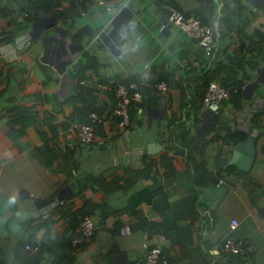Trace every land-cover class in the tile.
Wrapping results in <instances>:
<instances>
[{
    "label": "crops",
    "instance_id": "0c3cea01",
    "mask_svg": "<svg viewBox=\"0 0 264 264\" xmlns=\"http://www.w3.org/2000/svg\"><path fill=\"white\" fill-rule=\"evenodd\" d=\"M171 6L212 26L210 56ZM211 76L238 89L216 114ZM90 111L103 144L80 140ZM254 128L243 170L233 145ZM154 245L165 264H264V0H0V264H143Z\"/></svg>",
    "mask_w": 264,
    "mask_h": 264
},
{
    "label": "built area",
    "instance_id": "2783aa9c",
    "mask_svg": "<svg viewBox=\"0 0 264 264\" xmlns=\"http://www.w3.org/2000/svg\"><path fill=\"white\" fill-rule=\"evenodd\" d=\"M109 9V7H108ZM168 21L182 29L187 36L193 37L197 40L198 44L202 47L205 55L210 56L215 46L214 30L212 26L201 23V21L193 16L184 15L180 10L175 7H169ZM21 43H25L22 41ZM159 91L164 94L167 92V83L160 81L157 84ZM138 84L130 82L128 85L119 84L116 92L119 97L118 106L115 113L120 117V124L125 125L129 120L128 104L131 99L139 100L140 93L137 91ZM230 94L227 87L223 86L219 81L212 80L207 84L206 90L203 94L202 103L204 107L210 108L216 112L217 107L226 99ZM102 121V117L95 111L89 113L87 121L78 125V133L81 142L85 145L103 144L104 139L98 138L95 134V127ZM238 224L236 219L230 222L231 229H234ZM96 224L92 216L84 215L76 229L75 235L71 241L73 245H79L89 238L95 230ZM122 232L128 233L130 227L125 225ZM29 248L30 246L27 245ZM222 248L226 253L239 254L244 252L243 241L233 235L228 236L222 244ZM34 250L37 246L33 247ZM166 260L162 256L161 247L159 245L151 246L145 255L143 264H165Z\"/></svg>",
    "mask_w": 264,
    "mask_h": 264
},
{
    "label": "water",
    "instance_id": "95a60500",
    "mask_svg": "<svg viewBox=\"0 0 264 264\" xmlns=\"http://www.w3.org/2000/svg\"><path fill=\"white\" fill-rule=\"evenodd\" d=\"M258 133V129L254 128L249 136L233 145L230 162L236 163L241 169L247 170L253 160L254 157V141L255 137ZM159 145H155L154 143H150L148 147L157 148Z\"/></svg>",
    "mask_w": 264,
    "mask_h": 264
},
{
    "label": "trees",
    "instance_id": "16d2710c",
    "mask_svg": "<svg viewBox=\"0 0 264 264\" xmlns=\"http://www.w3.org/2000/svg\"><path fill=\"white\" fill-rule=\"evenodd\" d=\"M49 1H50V0H47V2H49ZM27 14H28V13H27ZM201 23L206 24V23H204V22H202V21H201ZM209 26H210V25H209ZM209 78H210V79H209ZM209 78H208V79H209L210 81L213 80V79H212L213 76H211V77H209ZM210 81H208V82L206 81V86H207V84H208ZM221 84L229 89L230 94H233V92H234V93H235V92H238V89H237V88L229 87V86L226 85L225 82H222ZM230 94H229V95H230ZM202 98H203V97H202ZM133 100H134V99H131V100H130V102H129V104H128V110H129V106H130V104H131V102H132ZM134 101H135V100H134ZM90 112H92V111H90ZM90 112H89V113H90ZM95 112H96V111H95ZM213 112H214V111H213ZM214 113H215V114L218 113V108L216 109V112H214ZM88 117H89V115H88ZM129 118H130V116H129ZM256 119H257V118L255 117V118L253 119V121L256 122ZM87 120H88V119H87ZM87 120H85V121H87ZM231 133H232V132H231ZM234 135H235V134H234ZM233 137H234V136H233ZM233 137L230 135V138H233ZM162 256H163V254H162ZM163 257H164V256H163Z\"/></svg>",
    "mask_w": 264,
    "mask_h": 264
}]
</instances>
